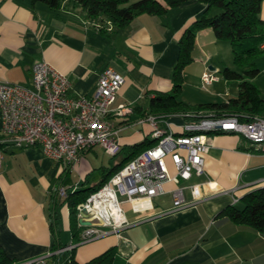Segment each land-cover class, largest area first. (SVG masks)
I'll use <instances>...</instances> for the list:
<instances>
[{"label":"crops","instance_id":"1","mask_svg":"<svg viewBox=\"0 0 264 264\" xmlns=\"http://www.w3.org/2000/svg\"><path fill=\"white\" fill-rule=\"evenodd\" d=\"M206 9L204 3L189 1L161 17L138 16L128 27H112L105 35L72 1L52 10L31 0H0V84L32 88L33 67L45 61L68 77L72 96L91 97L100 74L112 67L126 79L116 106L129 104L134 109L128 118L114 119L121 147L137 145L153 139L149 122H141L150 96L173 89L179 42ZM260 17L264 20V2ZM222 43L212 29L198 33L194 62L184 71L183 102L224 103L240 94L239 88L231 89V83L221 78L229 68L222 58ZM207 70L218 78L209 91L202 87ZM185 123V118L173 115L161 127L177 134L183 133ZM2 130L0 108V245L9 259L25 263L45 258L57 244L65 250L60 254L65 263L73 253L83 264L116 247L114 264H264L263 234L229 220H215L225 208L241 207L245 195L264 188V149L242 136L223 133L211 140L205 175L191 181L204 183V199L199 203L173 211L175 185L167 184V193L153 199L150 212L138 214L125 205L129 221L139 223L121 236L80 244L73 239L71 211L58 189L62 186L74 193L99 185L121 164L124 154L112 157L96 146L71 166L48 158L40 146L24 149L5 142ZM186 197L192 200L190 191ZM70 246L75 248L66 250Z\"/></svg>","mask_w":264,"mask_h":264},{"label":"built area","instance_id":"2","mask_svg":"<svg viewBox=\"0 0 264 264\" xmlns=\"http://www.w3.org/2000/svg\"><path fill=\"white\" fill-rule=\"evenodd\" d=\"M93 25L101 31V24ZM112 29L109 23L107 30ZM216 81L214 73L207 70L202 76L203 89L209 91ZM125 82L122 74L108 67L100 74L93 96H72L68 77L47 62L38 61L33 67L32 88L10 82L0 84L3 139L24 149L40 146L48 158L71 166L83 152L96 146L102 147L109 156H117L122 147L114 119H126L134 113L129 104L116 106ZM199 116H202L199 122L185 123L182 135L161 127L162 120L156 116L141 120L149 122L152 138L157 142L77 206L82 230L80 244L110 235L121 236L139 223L129 221L125 205L129 204L138 214L150 212L153 199L167 193V184L175 185L171 190L173 211L203 200L204 183L191 181L195 176L205 175L204 160L217 133L242 136L251 145L264 149V117L243 120L237 115L216 118L201 113ZM187 191L191 192L192 200L187 199ZM68 195V188L59 187L58 196L62 200ZM74 248L70 246L66 250ZM53 254L20 264H49Z\"/></svg>","mask_w":264,"mask_h":264},{"label":"trees","instance_id":"3","mask_svg":"<svg viewBox=\"0 0 264 264\" xmlns=\"http://www.w3.org/2000/svg\"><path fill=\"white\" fill-rule=\"evenodd\" d=\"M68 0H31L32 4L43 3L52 10H58ZM80 6L86 18L102 26L101 33L107 34L110 25L113 28L124 29L136 17L148 14L161 17L172 9L193 0H140L130 3V0H69ZM207 5L203 16L197 19L185 30L179 42L180 54L174 69V87L170 92L155 93L150 96L148 113L142 117L156 116L166 120L173 115H185L186 122H199L203 114H211L216 118L240 116L245 118L264 117V98L254 83L261 70L256 62L264 57V20L260 14L264 0H197ZM212 29L216 38L231 44L234 62L241 72L225 68L221 75L227 81H238L240 94L224 103H205L191 106L181 100L184 87V71L194 62L193 51L197 35L200 31ZM223 133H217L220 135ZM182 135V133H177ZM155 139L147 138L144 142L121 150L124 159L121 164L110 170L103 181L92 188L69 193L66 202L71 211V230L76 243L79 238V220L77 206L85 202L92 194L107 184L129 162L156 144ZM3 146L0 144V147ZM120 154V153H119ZM216 221L229 220L238 226L250 227L264 235V188L254 190L241 199V207L229 206L220 212ZM60 245L53 248L54 254L50 257L51 264H80L74 259V253L66 263L60 255ZM118 249L112 247L83 264H114ZM0 264H20L7 257L0 245Z\"/></svg>","mask_w":264,"mask_h":264},{"label":"rangeland","instance_id":"4","mask_svg":"<svg viewBox=\"0 0 264 264\" xmlns=\"http://www.w3.org/2000/svg\"><path fill=\"white\" fill-rule=\"evenodd\" d=\"M222 44L224 46V49H221L222 55H223L222 58L225 61V67L229 66L230 69L237 71V72H241V69L238 68L234 62V55L232 53L231 44L229 42H223ZM256 64H257L258 68L261 70V73L254 80V83L260 89L261 96H262V95H264V57H262L261 59H258ZM221 78H223L222 75H221ZM230 83H231V89H234L235 87L239 88L238 87V81H230ZM64 231H65V227L63 229V233H64ZM62 237H63V235H62ZM49 264H51V263H49Z\"/></svg>","mask_w":264,"mask_h":264},{"label":"water","instance_id":"5","mask_svg":"<svg viewBox=\"0 0 264 264\" xmlns=\"http://www.w3.org/2000/svg\"><path fill=\"white\" fill-rule=\"evenodd\" d=\"M210 70L214 71V70H215V68H213V67H210ZM82 223H84V222H82ZM86 224H87V223H86Z\"/></svg>","mask_w":264,"mask_h":264}]
</instances>
